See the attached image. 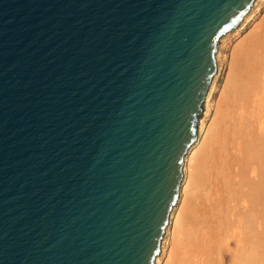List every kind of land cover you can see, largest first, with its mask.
<instances>
[{"label":"water","instance_id":"water-1","mask_svg":"<svg viewBox=\"0 0 264 264\" xmlns=\"http://www.w3.org/2000/svg\"><path fill=\"white\" fill-rule=\"evenodd\" d=\"M253 1L0 0V264H155Z\"/></svg>","mask_w":264,"mask_h":264},{"label":"bare ground","instance_id":"bare-ground-1","mask_svg":"<svg viewBox=\"0 0 264 264\" xmlns=\"http://www.w3.org/2000/svg\"><path fill=\"white\" fill-rule=\"evenodd\" d=\"M262 1H253L222 44L254 19ZM231 55L216 104L221 54L215 55L198 137L184 156L155 264H258L264 250V22ZM212 110L217 118L208 124Z\"/></svg>","mask_w":264,"mask_h":264},{"label":"rangeland","instance_id":"rangeland-1","mask_svg":"<svg viewBox=\"0 0 264 264\" xmlns=\"http://www.w3.org/2000/svg\"><path fill=\"white\" fill-rule=\"evenodd\" d=\"M262 5L260 6V9L257 10V14L254 17L253 20L249 21L245 27L243 28V30L240 31V33L238 35H231L229 36L224 43L222 44V42L219 39V43L217 45V51L220 52L221 56H220V66H219V73L216 79V92L214 94L213 97V102L216 104L218 101L221 100L220 98V93L222 91V88L224 86L225 83V79L228 73V69H229V63L231 61L232 58V51L233 48L242 43V41L247 40L252 34H254L255 31L258 30L259 25H261V23L264 22V0L261 3ZM257 29V30H256ZM246 38V39H245ZM217 54V52H216ZM216 106V105H215ZM215 115V110L211 111V115L208 117V121L207 123L209 124L211 121L214 122V118H212ZM217 115H215L216 117ZM217 118V117H216ZM262 248H264V243L262 245ZM260 253L258 252V260L257 263L258 264H264V250H259ZM260 254V256H259Z\"/></svg>","mask_w":264,"mask_h":264}]
</instances>
